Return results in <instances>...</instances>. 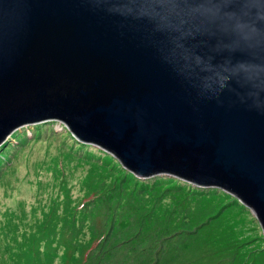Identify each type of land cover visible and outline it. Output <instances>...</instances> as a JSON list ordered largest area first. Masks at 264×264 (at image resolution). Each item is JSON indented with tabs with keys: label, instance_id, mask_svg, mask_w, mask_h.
Returning <instances> with one entry per match:
<instances>
[{
	"label": "water",
	"instance_id": "obj_1",
	"mask_svg": "<svg viewBox=\"0 0 264 264\" xmlns=\"http://www.w3.org/2000/svg\"><path fill=\"white\" fill-rule=\"evenodd\" d=\"M49 119L264 235V0H0V143Z\"/></svg>",
	"mask_w": 264,
	"mask_h": 264
},
{
	"label": "rangeland",
	"instance_id": "obj_2",
	"mask_svg": "<svg viewBox=\"0 0 264 264\" xmlns=\"http://www.w3.org/2000/svg\"><path fill=\"white\" fill-rule=\"evenodd\" d=\"M107 152L79 140L59 119L10 132L0 143V264H65V252L70 258L75 257L74 252L83 253V246L88 247L94 237L93 226L102 224L106 204L119 192L127 195L115 186L120 182V170H129L115 159L121 164L119 170ZM19 164L24 166L20 168ZM160 176L151 180L135 178L143 182L146 193H164L160 206L178 209L171 194L187 186ZM19 187L25 192H18ZM123 190L128 192V186L124 185ZM208 190L197 192L206 197L218 196ZM252 224L261 233L257 220ZM52 249H56L54 254ZM259 261L248 259L245 264Z\"/></svg>",
	"mask_w": 264,
	"mask_h": 264
},
{
	"label": "trees",
	"instance_id": "obj_3",
	"mask_svg": "<svg viewBox=\"0 0 264 264\" xmlns=\"http://www.w3.org/2000/svg\"><path fill=\"white\" fill-rule=\"evenodd\" d=\"M109 154L114 157L109 160L119 169L121 164L115 160L117 157ZM120 171V182L115 189L127 195L119 192L106 204L102 224L93 226L95 233L89 246H83L80 255L74 252L75 257L70 258L69 252H65V264H245L248 259L255 263L258 259L264 261V235L258 219L228 192L214 189L216 187L194 186L165 174L172 182H183L187 188L171 194L179 210L163 208L159 202L164 193H146L143 182H139L163 176L137 180L134 172ZM124 185L128 186V192L123 190ZM198 189H210L218 196H203ZM254 220L261 233L256 231L255 224L249 225ZM51 252L54 254L56 249Z\"/></svg>",
	"mask_w": 264,
	"mask_h": 264
},
{
	"label": "bare ground",
	"instance_id": "obj_4",
	"mask_svg": "<svg viewBox=\"0 0 264 264\" xmlns=\"http://www.w3.org/2000/svg\"><path fill=\"white\" fill-rule=\"evenodd\" d=\"M24 157V156H23ZM25 159V158H24ZM27 164V163H26ZM29 164V163H28ZM24 165L19 164L18 167H23ZM31 166V165H30ZM19 168V169H20ZM21 170V169H20ZM78 171V170H77ZM21 172V171H20ZM67 185V184H66ZM18 192H25V190L21 187L18 188ZM43 195V194H42ZM49 200V199H48ZM46 201V200H45ZM112 214V213H111ZM147 215V214H146ZM99 235V234H98ZM142 237V236H141ZM97 239V238H96ZM93 241V240H92ZM140 241V240H139ZM96 243V241H94Z\"/></svg>",
	"mask_w": 264,
	"mask_h": 264
}]
</instances>
